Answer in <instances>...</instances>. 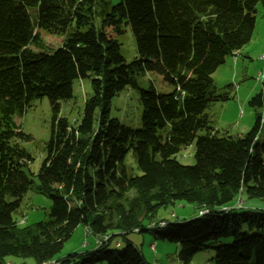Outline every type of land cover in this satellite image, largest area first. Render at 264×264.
<instances>
[{"label": "trees", "instance_id": "16d2710c", "mask_svg": "<svg viewBox=\"0 0 264 264\" xmlns=\"http://www.w3.org/2000/svg\"><path fill=\"white\" fill-rule=\"evenodd\" d=\"M258 5L264 15V0H0V264L9 256L35 264H146L130 243L109 247L136 229L178 244L179 264L209 249L212 264H264V211L235 216L231 206L241 194L264 200L263 116L233 137L206 114L230 98L217 94L212 76L252 39ZM124 27L136 45L130 62L117 41ZM41 32L60 38L59 47L47 49ZM147 73L161 75L172 91L139 88ZM79 79L90 80L92 93L71 124L60 117V102L73 98ZM127 87L139 91V129L110 117L112 99ZM42 98L52 119L34 185L32 158L20 146L30 137L17 121ZM248 105L264 111V82ZM191 145L194 164L176 166L172 158ZM129 153L140 175L125 165ZM33 185L50 212L25 226L13 215ZM180 202L194 206V218H177L165 235L146 228L159 221L160 208ZM78 225L94 243L109 239L55 260ZM239 225L248 230L239 233Z\"/></svg>", "mask_w": 264, "mask_h": 264}, {"label": "rangeland", "instance_id": "374dc122", "mask_svg": "<svg viewBox=\"0 0 264 264\" xmlns=\"http://www.w3.org/2000/svg\"><path fill=\"white\" fill-rule=\"evenodd\" d=\"M111 6H115L120 0H107ZM101 17H96V24L99 26ZM108 36L113 38L111 30H107ZM43 43L47 49H56L61 44V39L40 33ZM120 44V51L127 62L133 61L136 57V45L132 33L128 27L122 29V34L117 36ZM50 51V50H45ZM237 63L233 62V57L229 56L225 62L213 74L212 79L217 89V94H229L226 102H215L207 109L206 114L212 121V126L220 133L227 132L233 137H241L247 133L255 123L258 115L264 119V111L261 108H251L249 100L258 94L264 82V15L260 5L256 8L255 30L252 39L241 51L236 54ZM259 74L263 76V81H259ZM139 88L149 89L151 86L158 93H170L172 88L164 83L159 74L147 73L140 77ZM92 89L89 79H79L73 82V98L66 102H60V117L66 118L71 124H76L82 116L84 103L90 97ZM142 109L139 105V91L127 87L119 92L111 101L110 117L118 120L122 125L131 128H141ZM52 113L50 103L47 98L35 100L24 112L17 124L21 126L24 134L30 137L29 141L20 142V146L29 154L32 161L29 164L28 174H33L34 185L37 183L36 175L45 157V144L50 137ZM260 140L264 141V124L260 130ZM194 146H188L172 158V162L178 167L191 166L194 164ZM125 165L133 170L134 174L140 175L136 163L129 153L125 159ZM33 188L24 196L19 210L13 218L25 226L34 225L48 218L50 212V202L42 195L36 193ZM239 201L243 208H238ZM233 214L236 216L246 210H263L264 200L248 199L241 194L232 204ZM237 208V209H236ZM196 211L193 205L184 202L168 205L160 208L156 219L166 221L168 224L174 223L176 217L179 220H190L194 218ZM167 227L156 232L165 235ZM239 233L246 232L245 225L237 226ZM264 233V230L262 231ZM117 242L118 249L122 250L130 243L143 256L146 264H179L177 256L180 246L162 239L155 231L143 233L131 232L124 238L117 236L112 239L109 247L115 248ZM230 243V242H224ZM92 236H85V228L78 225L72 232L70 238L64 243L61 252L55 260L65 258L73 254L84 253L94 247ZM215 253L209 249L197 254L191 264H212L211 260ZM49 262V264H52ZM4 264H35L30 258L23 259L9 256L4 258ZM105 264V263H97Z\"/></svg>", "mask_w": 264, "mask_h": 264}, {"label": "bare ground", "instance_id": "6f19581e", "mask_svg": "<svg viewBox=\"0 0 264 264\" xmlns=\"http://www.w3.org/2000/svg\"><path fill=\"white\" fill-rule=\"evenodd\" d=\"M235 60H236V57L235 56H233V62H235ZM260 81H263V80H260ZM205 213V211H201L199 214L200 215H202V214H204ZM158 223H162V224H160L159 226H158ZM167 226V222L166 221H163V220H161V221H156V220H154V221H152V222H149L148 224H147V226H146V228H148V229H163V228H165ZM158 227V228H157ZM136 231H139L138 229H136L135 230V232ZM90 232V231H89ZM85 233H86V229H85ZM99 240H96L95 241V243L97 244V246L98 245H101L102 243H103V240H107V239H109V237L108 236H104V237H101V238H98ZM119 246V244L117 243L116 244V247H118ZM52 264H55V263H52Z\"/></svg>", "mask_w": 264, "mask_h": 264}, {"label": "built area", "instance_id": "2783aa9c", "mask_svg": "<svg viewBox=\"0 0 264 264\" xmlns=\"http://www.w3.org/2000/svg\"><path fill=\"white\" fill-rule=\"evenodd\" d=\"M258 80H259V81H260V80H263V76H261V75L259 74V78H258ZM160 224H162V223H158V226H159ZM157 228H158V227H157ZM138 232H139V231H136V233H138ZM85 236H86V237L90 236V232H89L88 229H86ZM97 240H99V239H97ZM106 241H108V239H107V240H103V243L106 242Z\"/></svg>", "mask_w": 264, "mask_h": 264}, {"label": "crops", "instance_id": "0c3cea01", "mask_svg": "<svg viewBox=\"0 0 264 264\" xmlns=\"http://www.w3.org/2000/svg\"><path fill=\"white\" fill-rule=\"evenodd\" d=\"M235 63H237V60L235 61ZM224 134H227V135H229L227 132H225ZM231 136V135H230ZM176 218H178V217H176ZM183 220V219H182Z\"/></svg>", "mask_w": 264, "mask_h": 264}]
</instances>
